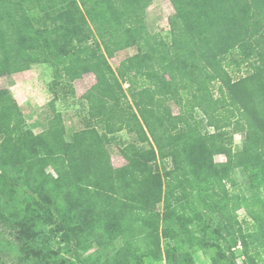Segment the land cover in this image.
<instances>
[{
    "label": "trees",
    "instance_id": "1",
    "mask_svg": "<svg viewBox=\"0 0 264 264\" xmlns=\"http://www.w3.org/2000/svg\"><path fill=\"white\" fill-rule=\"evenodd\" d=\"M153 1L0 0V77L54 70L39 133L0 87V220L17 226L27 264H52L57 235L77 264H197L198 250L209 264H264V0H170L169 39L148 28ZM129 47L114 68L109 56ZM90 72L85 128L69 134L56 101Z\"/></svg>",
    "mask_w": 264,
    "mask_h": 264
},
{
    "label": "rangeland",
    "instance_id": "2",
    "mask_svg": "<svg viewBox=\"0 0 264 264\" xmlns=\"http://www.w3.org/2000/svg\"><path fill=\"white\" fill-rule=\"evenodd\" d=\"M174 12L175 9L170 0H154L147 9L146 21L149 30L151 32H160L165 38L169 39V16ZM136 52V47H129L117 52L113 56H109V60L112 66L116 68L123 59ZM53 78L54 70L48 63H36L26 71L0 77V87L9 88L12 91L25 114L27 127L31 128L36 133L41 132L47 125L48 119L53 116V110L49 104L54 96L49 88ZM90 80V76H87L82 82H78L76 85L77 92L74 96L70 94L67 98L61 97L56 101L57 108L64 113L67 132L69 134L85 128V121L83 118L85 114H87V109L84 108L86 105H83L84 102L81 96L90 85ZM171 106L174 113L179 112V108L174 102L171 103ZM209 129L213 130V128ZM117 136L127 142L130 140V136L126 131L117 133ZM243 139L244 133L235 134L234 150H238L242 147ZM108 148L114 165H120L127 161L122 155L117 142L110 143ZM215 159L217 161H224L226 157L223 154H218L215 156ZM50 170H52V168H50L49 171ZM236 178H238L241 184L240 188L244 190L247 195H250L251 192L247 185V175L242 169L236 171ZM231 190L237 192V185L231 187ZM238 215L241 220L249 223L251 228L254 229V219L244 208L238 211ZM16 227L17 226L12 224L11 221L5 219L2 221L0 220V260L5 264H27L26 261L29 257V253L24 252L20 243L17 242ZM52 241L51 247L56 250L58 257L51 258V253L48 252L46 257L49 258V263L62 264L65 259L69 264H77L72 253L67 252L65 243L60 238V235L53 237ZM122 243V238H118L114 244L109 247L108 251H114L120 247ZM97 247L98 244L96 241L92 242L86 250H84V255L89 257L95 255ZM241 248V245H239L235 249L238 253H241ZM258 249L260 250L259 255L264 257V246H259ZM202 253L204 256L203 260L200 261L209 264V256L203 251ZM241 260H243V257L240 256V261Z\"/></svg>",
    "mask_w": 264,
    "mask_h": 264
},
{
    "label": "crops",
    "instance_id": "3",
    "mask_svg": "<svg viewBox=\"0 0 264 264\" xmlns=\"http://www.w3.org/2000/svg\"><path fill=\"white\" fill-rule=\"evenodd\" d=\"M87 76H90V85L87 87V89L85 90V92L89 89V88H91L95 83H96V76H95V74L94 73H92V72H90V73H86V74H84L83 75V77H81V78H78V79H76L75 81H74V85H75V88H76V85H77V83L78 82H82ZM77 91V90H76ZM84 92V93H85ZM83 93V94H84ZM51 119V117L48 119V122H49V120ZM65 123H66V120H65ZM45 126V125H44ZM48 126V123H47V125L45 126V128H43V130L44 129H46V127ZM42 130V131H43ZM125 161V160H124ZM112 163H113V161H112ZM127 163V161L126 162H124V163H122V164H120V165H114V163H113V165L115 166V167H120V166H123V165H125ZM201 251V252H200ZM203 253H202V250H198V251H196L195 253H194V258H195V261H196V263L197 264H200V262H201V264H207V263H205L204 261H200V260H203Z\"/></svg>",
    "mask_w": 264,
    "mask_h": 264
}]
</instances>
